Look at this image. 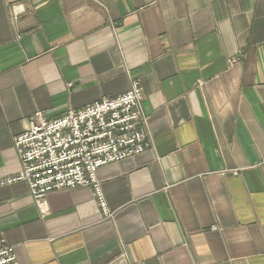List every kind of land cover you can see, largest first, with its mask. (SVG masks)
<instances>
[{"label":"crops","instance_id":"1","mask_svg":"<svg viewBox=\"0 0 264 264\" xmlns=\"http://www.w3.org/2000/svg\"><path fill=\"white\" fill-rule=\"evenodd\" d=\"M139 81L152 140L37 203L15 137ZM12 180L10 182H7ZM0 238L19 264H264V0H0Z\"/></svg>","mask_w":264,"mask_h":264},{"label":"built area","instance_id":"2","mask_svg":"<svg viewBox=\"0 0 264 264\" xmlns=\"http://www.w3.org/2000/svg\"><path fill=\"white\" fill-rule=\"evenodd\" d=\"M146 123L142 87L137 80L121 95L96 100L56 118L37 112L29 127L15 137L22 171L13 181L27 182L37 203L53 190L94 186L108 216L97 170L149 148L152 140L140 129ZM0 264H19L14 246L3 238Z\"/></svg>","mask_w":264,"mask_h":264}]
</instances>
